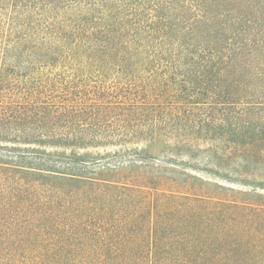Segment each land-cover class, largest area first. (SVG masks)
<instances>
[{
    "label": "trees",
    "instance_id": "obj_1",
    "mask_svg": "<svg viewBox=\"0 0 264 264\" xmlns=\"http://www.w3.org/2000/svg\"><path fill=\"white\" fill-rule=\"evenodd\" d=\"M191 172L264 189V0H0V264H264Z\"/></svg>",
    "mask_w": 264,
    "mask_h": 264
},
{
    "label": "rangeland",
    "instance_id": "obj_2",
    "mask_svg": "<svg viewBox=\"0 0 264 264\" xmlns=\"http://www.w3.org/2000/svg\"><path fill=\"white\" fill-rule=\"evenodd\" d=\"M156 153V149L153 150ZM224 161V159H223ZM198 177V183H201L204 189L217 192L218 196L224 198H247L249 200H254L260 203H264V189L263 188H252L250 186H243L237 184H228L224 183L223 180H216L213 177H210L204 172H191ZM218 182L219 185H225L226 189H221L216 187L214 184ZM233 189L234 192L229 191L228 189ZM224 191V192H223ZM223 192V193H222Z\"/></svg>",
    "mask_w": 264,
    "mask_h": 264
}]
</instances>
